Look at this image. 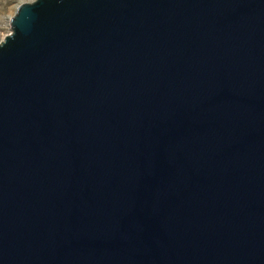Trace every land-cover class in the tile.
I'll list each match as a JSON object with an SVG mask.
<instances>
[{
    "label": "water",
    "instance_id": "water-1",
    "mask_svg": "<svg viewBox=\"0 0 264 264\" xmlns=\"http://www.w3.org/2000/svg\"><path fill=\"white\" fill-rule=\"evenodd\" d=\"M0 41V264H264V0H30Z\"/></svg>",
    "mask_w": 264,
    "mask_h": 264
},
{
    "label": "rangeland",
    "instance_id": "rangeland-1",
    "mask_svg": "<svg viewBox=\"0 0 264 264\" xmlns=\"http://www.w3.org/2000/svg\"><path fill=\"white\" fill-rule=\"evenodd\" d=\"M23 1L30 0H0V41L10 32L9 20Z\"/></svg>",
    "mask_w": 264,
    "mask_h": 264
}]
</instances>
